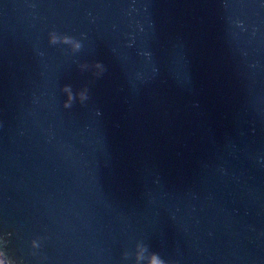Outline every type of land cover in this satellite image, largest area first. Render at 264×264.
<instances>
[{
  "label": "water",
  "instance_id": "1",
  "mask_svg": "<svg viewBox=\"0 0 264 264\" xmlns=\"http://www.w3.org/2000/svg\"><path fill=\"white\" fill-rule=\"evenodd\" d=\"M0 252L264 264V0H0Z\"/></svg>",
  "mask_w": 264,
  "mask_h": 264
},
{
  "label": "clouds",
  "instance_id": "2",
  "mask_svg": "<svg viewBox=\"0 0 264 264\" xmlns=\"http://www.w3.org/2000/svg\"><path fill=\"white\" fill-rule=\"evenodd\" d=\"M58 42L63 43V44H68L70 42H74L73 47L76 51H79L82 47L80 41L76 40L75 38H73L71 36L62 35V39H59V41H58V34L56 32L49 33V44L57 45ZM79 67L83 71V70H87L89 68V65L81 64V65H79ZM91 67L95 69L94 75H97V76L100 75L105 70L104 66L99 62L94 63ZM62 91L67 96V99L63 103V107L66 109L70 108L72 106V103L74 100V96H73V92L71 90V86L70 85L63 86ZM75 98L78 99L80 103H84L88 99L87 88H83L80 91H78L75 94ZM31 246L33 249L39 248V246H40L39 240H32ZM145 247L147 248V246H145ZM153 256L157 257L155 264H166V261L164 259L159 258V254L153 253ZM0 264H13V262L9 259H6L4 256V253L0 252Z\"/></svg>",
  "mask_w": 264,
  "mask_h": 264
}]
</instances>
